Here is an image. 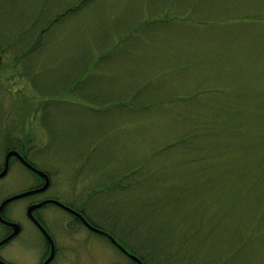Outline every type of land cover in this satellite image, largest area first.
I'll return each mask as SVG.
<instances>
[{"label":"rangeland","instance_id":"1","mask_svg":"<svg viewBox=\"0 0 264 264\" xmlns=\"http://www.w3.org/2000/svg\"><path fill=\"white\" fill-rule=\"evenodd\" d=\"M0 51V167L15 145L50 175L5 206V259L38 264L24 208L52 195L144 264H264V0H0ZM37 178L11 158L0 201ZM37 212L49 264H132Z\"/></svg>","mask_w":264,"mask_h":264},{"label":"flooded vegetation","instance_id":"2","mask_svg":"<svg viewBox=\"0 0 264 264\" xmlns=\"http://www.w3.org/2000/svg\"><path fill=\"white\" fill-rule=\"evenodd\" d=\"M0 55H1V51H0ZM2 58V56H1ZM1 64V63H0ZM1 147L3 148V142L0 143ZM15 145H8L5 153H4V158H3V163H2V166L0 167V171L4 168V164H5V155L8 151L10 150H16L20 153V155L29 163L31 164L32 166L35 167L34 163L32 161L29 160V158L26 156V154L24 153L23 149L20 148V147H17ZM11 158H14L16 159L20 164L24 165L32 174H36L37 175V179L35 180V183L28 187V188H25L23 190H20V191H17L15 193H12L10 194L9 196L7 197H11V196H14V195H19L21 193H24V192H27V191H32L28 194H25V195H21V196H18L12 200H16V199H19V198H22L23 200L26 199L27 197H32V196H37V195H40L42 193H44L50 186V175L47 171L43 170V169H39V171H36L34 169H32L30 166H28L24 161H22L19 157L17 156H10L9 157V164H10V161H11ZM8 168H9V165H8ZM7 168V170H8ZM7 172V171H6ZM46 176L49 180V183L48 185L46 186V188L44 189H40L42 187V185L44 184L45 180H46ZM6 197V198H7ZM4 198V199H6ZM2 199L0 201V203L4 200ZM47 200L46 202L40 204L38 207L34 208L33 211H32V214L34 216V218H32L31 216H29L26 212L27 208L32 205V204H36V203H39V202H42V201H45ZM11 201V200H10ZM62 202L64 205H62ZM8 204V202L3 206L2 210H1V216L9 221V222H12V223H17L18 224V231L14 234L13 233V230H14V227L11 226L10 224H7V223H4L0 220V227H1V230H0V250H2L3 248L7 247L10 245V243L12 241L15 240V238L22 232L23 230V227L22 225L18 222V221H15L13 219H8V218H5L4 215H3V210L5 208V206ZM47 205H54V206H57L58 208H60L62 211L64 212H67L69 213L73 219L76 221L75 225L74 224H71L68 223L66 224V226L68 225L69 227H66V230L67 231H75V230H78L79 231V228L80 227H84L88 232H91L92 234H96V235H99V236H102V237H105L107 238V240L109 242H111L114 246H116V244L112 241L111 237H113L110 233H102L100 232L98 229H101L99 227H97L96 225L92 224L88 218L83 214L82 210L80 209H71L69 205H67L66 203H64L63 201H61L60 199H58L57 197L55 196H52V195H47V196H43V197H40V198H36V199H33V200H30L28 201V203L26 204L25 208H24V211H25V215L27 216V218L32 222V225L33 227L38 231V233L40 234V236L45 240V244H46V248L44 250V255L42 256V258L39 260L38 264H43V262L48 258L50 252H51V246H52V242H53V245H54V254L53 256L55 255L56 253V244H55V239L54 237L52 236V233L49 231L48 227H47V224L45 223V219H44V216L43 214H39L37 212V210L39 208H42V207H45ZM80 214L89 222L90 226H88L80 217ZM97 228V229H96ZM49 237L51 238V240L49 239ZM32 246H30L31 248ZM117 247V246H116ZM29 248V247H28ZM118 248V247H117ZM119 249V248H118ZM127 249V248H126ZM125 256H127V258H129V260L131 261L132 260V264H144L143 260L140 258V261L139 260H136L134 258H131L129 255H127L125 252H123L121 249H119ZM129 252L130 250L127 249ZM132 253V252H131ZM53 258V257H52ZM51 258V259H52ZM50 259V261H51ZM50 261H48L46 264H49ZM7 263V264H20L18 262H15V261H9L7 259H5V257L2 255V253L0 252V264H4ZM115 264H124V263H115Z\"/></svg>","mask_w":264,"mask_h":264},{"label":"water","instance_id":"3","mask_svg":"<svg viewBox=\"0 0 264 264\" xmlns=\"http://www.w3.org/2000/svg\"><path fill=\"white\" fill-rule=\"evenodd\" d=\"M0 61H1V56H0ZM12 155H14V156H17V157H19L22 161H24L28 166H30L32 169H34V170H36V171H39L38 169H36L34 166H32L31 164H29L20 154H19V152L18 151H16V150H10V151H8L7 153H6V155H5V164H4V168L0 171V177L2 176V175H4L5 173H6V171H7V168H8V164H9V157L10 156H12ZM39 172H41V171H39ZM48 183H49V180H48V178H47V176H46V180H45V182H44V184L42 185V187L40 188V189H44V188H46V186L48 185ZM30 192H32V191H27V192H24V193H21V194H19V195H14V196H11V197H8V198H6V199H4L1 203H0V220L2 221V222H4V223H7V224H10L11 226H13L14 227V230H13V233L12 234H14V233H16L17 231H18V224L17 223H12V222H9V221H7V220H5L2 216H1V210H2V208H3V206L7 203V202H9L10 200H12V199H14V198H16V197H18V196H21V195H25V194H28V193H30ZM47 200H45V201H42V202H39V203H36V204H32V205H30L28 208H27V210H26V212H27V214L29 215V216H31L32 218H34V216H33V214H32V211H33V209L34 208H36V207H38L40 204H42V203H44V202H46ZM62 205H64V204H62ZM80 217H81V219L88 225V226H90V224H89V222L80 214ZM35 219V218H34ZM97 229V228H96ZM100 232H102V233H105L106 234V232L105 231H103V230H101V229H98ZM49 239L51 240V238L49 237ZM111 239H112V241L123 251V252H125L126 254H128L130 257H132V258H134V259H136V260H139L140 261V258L138 257V256H136V255H134V254H132V253H130V252H128L120 243H118L113 237H111ZM2 242V241H1ZM0 242V243H1ZM51 242H52V240H51ZM53 254H54V245H53V242H52V246H51V252H50V254H49V256H48V258L43 262V264H46L48 261H50V259L53 257ZM4 264H7V263H5L4 262Z\"/></svg>","mask_w":264,"mask_h":264}]
</instances>
